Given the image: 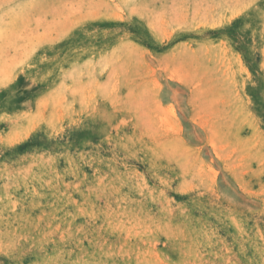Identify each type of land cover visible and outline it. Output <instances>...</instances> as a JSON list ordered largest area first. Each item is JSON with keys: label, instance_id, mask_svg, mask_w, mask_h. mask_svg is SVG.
I'll return each instance as SVG.
<instances>
[{"label": "rangeland", "instance_id": "rangeland-1", "mask_svg": "<svg viewBox=\"0 0 264 264\" xmlns=\"http://www.w3.org/2000/svg\"><path fill=\"white\" fill-rule=\"evenodd\" d=\"M0 264H264V0H0Z\"/></svg>", "mask_w": 264, "mask_h": 264}]
</instances>
